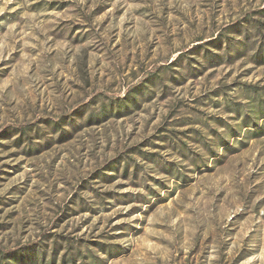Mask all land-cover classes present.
<instances>
[{"label": "rangeland", "instance_id": "obj_1", "mask_svg": "<svg viewBox=\"0 0 264 264\" xmlns=\"http://www.w3.org/2000/svg\"><path fill=\"white\" fill-rule=\"evenodd\" d=\"M0 264H264V0H0Z\"/></svg>", "mask_w": 264, "mask_h": 264}, {"label": "trees", "instance_id": "obj_2", "mask_svg": "<svg viewBox=\"0 0 264 264\" xmlns=\"http://www.w3.org/2000/svg\"><path fill=\"white\" fill-rule=\"evenodd\" d=\"M217 38H215V40H216ZM254 93H258V92H256V91H254ZM254 125H256L255 123H254ZM243 129H245V128H247V125H243V127H242ZM246 130H248V129H246ZM229 143L227 142H224L223 143V146H225V148L227 147V145H228ZM222 157V156H221ZM182 178V177H181Z\"/></svg>", "mask_w": 264, "mask_h": 264}]
</instances>
